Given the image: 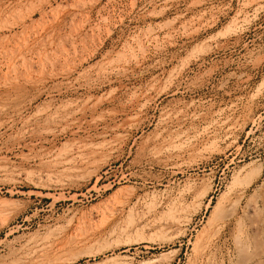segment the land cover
I'll return each mask as SVG.
<instances>
[{"label": "rangeland", "instance_id": "1", "mask_svg": "<svg viewBox=\"0 0 264 264\" xmlns=\"http://www.w3.org/2000/svg\"><path fill=\"white\" fill-rule=\"evenodd\" d=\"M0 264H264V0H0Z\"/></svg>", "mask_w": 264, "mask_h": 264}]
</instances>
